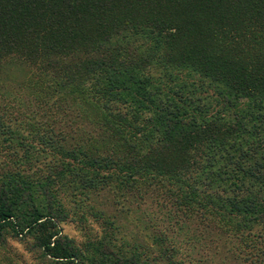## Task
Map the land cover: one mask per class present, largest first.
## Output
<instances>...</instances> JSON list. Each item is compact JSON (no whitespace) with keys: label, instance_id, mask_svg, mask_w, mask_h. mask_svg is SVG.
I'll list each match as a JSON object with an SVG mask.
<instances>
[{"label":"trees","instance_id":"trees-1","mask_svg":"<svg viewBox=\"0 0 264 264\" xmlns=\"http://www.w3.org/2000/svg\"><path fill=\"white\" fill-rule=\"evenodd\" d=\"M9 56L34 69L43 108L27 113L49 146L68 145L61 117L73 133L78 120L110 132L109 158L80 154L87 170L117 168L119 152L134 176L191 181L202 210L264 244V0H0ZM43 196L25 210L0 192V232L33 234L46 258L75 264L56 198Z\"/></svg>","mask_w":264,"mask_h":264},{"label":"rangeland","instance_id":"rangeland-1","mask_svg":"<svg viewBox=\"0 0 264 264\" xmlns=\"http://www.w3.org/2000/svg\"><path fill=\"white\" fill-rule=\"evenodd\" d=\"M33 74V67L16 56L0 62V192L26 201L25 210L32 200L43 206V193L52 194L61 211L59 230L77 254L75 264H264V244L249 231L237 230V222L223 223L216 213L202 210L199 188L190 192L186 187L191 181L171 184L134 176L119 152L118 170H87L80 154L109 158L110 132L102 135L98 127L78 120L80 132L73 133L67 131L73 119L61 117V140L68 145L60 142L62 150L49 146L45 128L27 113L43 108L29 93ZM85 115L98 118L92 110ZM63 150L75 151L78 164L67 160ZM92 173L100 178L94 185L83 180ZM0 264L69 263L46 258L33 234L17 237L4 229Z\"/></svg>","mask_w":264,"mask_h":264}]
</instances>
